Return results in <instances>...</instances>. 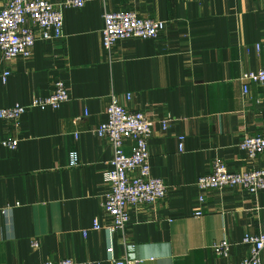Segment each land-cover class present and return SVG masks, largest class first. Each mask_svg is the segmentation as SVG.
Listing matches in <instances>:
<instances>
[{"label": "crops", "instance_id": "1", "mask_svg": "<svg viewBox=\"0 0 264 264\" xmlns=\"http://www.w3.org/2000/svg\"><path fill=\"white\" fill-rule=\"evenodd\" d=\"M103 11H131L165 29L156 40L105 50ZM61 13L62 39L36 40L29 59L0 57V109L46 98L56 80L69 94L57 110H28L16 128L0 120V209H10L0 215V264H112L123 256L141 264H239L244 234L261 230L264 192H202L196 181L215 159L232 172L264 169V153L252 161L238 148L243 136L264 134V85L250 83L244 95L240 79L264 68V52L255 50L264 45V0H87ZM110 95L152 121L150 173L167 186L154 206L130 209L123 234L108 231L101 207L112 149L94 133ZM7 136L18 141L15 150L2 147ZM72 151L78 165L70 168ZM222 240L231 244L228 258L212 252Z\"/></svg>", "mask_w": 264, "mask_h": 264}, {"label": "built area", "instance_id": "2", "mask_svg": "<svg viewBox=\"0 0 264 264\" xmlns=\"http://www.w3.org/2000/svg\"><path fill=\"white\" fill-rule=\"evenodd\" d=\"M87 0H61L52 4L47 0H1L0 5V57L4 62L21 57L29 59L36 40L54 41L63 38L62 9H81ZM103 29L101 31L102 45L110 50L119 41L125 40H156L165 29L162 21L143 18L131 11H117L102 13ZM257 53L264 52V45L255 46ZM9 75L5 70L1 77L5 82ZM244 95L248 92V85L255 83L264 85V68L257 71L244 72L241 75ZM69 99L68 88L61 81L56 80L49 96L35 98L28 104H14L0 109V120L12 124L15 128L23 114L31 109L57 110ZM129 100L130 96L127 95ZM105 122L98 125L94 133L104 138L112 149L110 168L103 178L108 191L101 202L103 212L110 219L108 231L123 234L129 223L130 209L138 206H154L163 200L167 193V186L161 179L150 173L148 140L151 136L152 121L142 112L131 111L121 105L115 95H110L105 109ZM166 118L160 122L162 128L171 121ZM183 138H179L178 149L182 150ZM130 142L129 153L125 143ZM18 141L7 136L2 147L15 150ZM238 148L249 160H255L264 153V134L245 135L238 143ZM69 167L78 165L77 152L69 153ZM239 187L252 196L264 192V169H250L244 172L230 171L220 159L213 160L210 172L200 176L196 181L199 191H222ZM202 202V198L198 199ZM9 208H1L0 215L5 216ZM196 215H200L197 213ZM93 230L100 229L95 221ZM85 236L86 232H82ZM241 244L246 248V256L239 264H264V220L258 234H244ZM36 249L38 244L31 242ZM212 252L220 258L230 256L231 244L222 240L213 244ZM43 264H100L98 261L77 262L62 259L56 262L47 261ZM112 264H141V260L123 256L113 260Z\"/></svg>", "mask_w": 264, "mask_h": 264}, {"label": "rangeland", "instance_id": "3", "mask_svg": "<svg viewBox=\"0 0 264 264\" xmlns=\"http://www.w3.org/2000/svg\"><path fill=\"white\" fill-rule=\"evenodd\" d=\"M103 29V28H102Z\"/></svg>", "mask_w": 264, "mask_h": 264}]
</instances>
